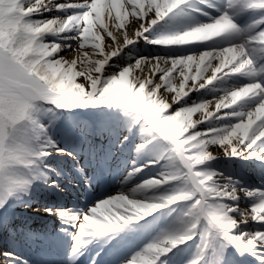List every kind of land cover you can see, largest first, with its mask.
I'll list each match as a JSON object with an SVG mask.
<instances>
[{"label": "snow or ice", "instance_id": "obj_1", "mask_svg": "<svg viewBox=\"0 0 264 264\" xmlns=\"http://www.w3.org/2000/svg\"><path fill=\"white\" fill-rule=\"evenodd\" d=\"M69 159L94 198L37 206ZM44 239L66 264H264V0H0V264H54Z\"/></svg>", "mask_w": 264, "mask_h": 264}, {"label": "bare ground", "instance_id": "obj_2", "mask_svg": "<svg viewBox=\"0 0 264 264\" xmlns=\"http://www.w3.org/2000/svg\"><path fill=\"white\" fill-rule=\"evenodd\" d=\"M63 54L67 55V53H63ZM68 58H71V55H68ZM209 98L211 99V97H209ZM97 147L99 148V147H101V145H99L97 143ZM132 156H133V160H131V161L128 159L127 154L124 157V160L127 161L128 170L129 171L131 170V167H130L131 164L133 162H135L134 161V157H135V153L134 152L132 153ZM86 162H87V155H86L84 163L86 164ZM86 166L89 167V168L95 167V163H93L91 165H87L86 164ZM59 167L62 168L71 177V179L63 180V184L66 185L65 191L68 188V193H67L68 196L63 194L62 196L55 197L51 193H48V194L51 195L54 203L57 204V205H62L64 207H67V208H70V209L73 208V207L84 208L86 203L85 204L84 203H80L78 205H76V203H78V202H80L82 200L84 201L86 199H87V202H88L89 200L93 199L94 196L91 195V190H86L85 187L82 186L79 183L78 174L75 171V169H76V167H78V165L74 164L69 159V160H61L59 162ZM122 167H123V165H122ZM217 167H218V169L224 170L226 172L227 171H233V172L239 173L241 175H244L245 179H248L249 177H252L253 179H249V180L252 183H258V181L254 179L255 170H254L253 166L250 165L248 162L237 161L235 159H229V158L224 157L223 155H221L220 156V161H219V164L217 165ZM145 172L149 174V177H151L152 173L155 172V167H153L151 171H149V169H145ZM137 179H138V177H133V179L128 182L129 186H134L135 182L137 181ZM120 188H121V181L113 182V181L109 180L107 183L101 184L99 186L98 192H103L105 190H109V191H111L112 194H117L118 191L120 190ZM66 197H69L72 200L70 202H68L67 200H69V199L68 198L66 199ZM73 203H75V204H73ZM25 214H26V212L24 211L23 207H17L14 210V215L18 219H19V216L22 217ZM50 218H52V217H50ZM54 219H57V218H54ZM56 229H57L56 225H54V224L48 225L47 224L45 229L40 228L39 231L43 232L46 235V237H48V236L54 235ZM32 245L34 246V249H35V253L34 254H30L32 259L39 260L41 257H46V258L52 260L53 258H55V259L58 258L57 264H63V262L66 263V261H67L66 254H64L63 259H61L62 253L64 251L63 249L53 248L54 250H57V254H55V255H51L50 254L49 255L48 248H46V246L48 247L47 239L35 241V243H33ZM58 255H60V256L58 257ZM80 259L82 261V264H89L87 256L81 257ZM84 261H86V262H84Z\"/></svg>", "mask_w": 264, "mask_h": 264}, {"label": "rangeland", "instance_id": "obj_3", "mask_svg": "<svg viewBox=\"0 0 264 264\" xmlns=\"http://www.w3.org/2000/svg\"><path fill=\"white\" fill-rule=\"evenodd\" d=\"M78 82H83V78H80L79 80H78ZM156 167H158V166H156ZM244 206V205H243Z\"/></svg>", "mask_w": 264, "mask_h": 264}]
</instances>
